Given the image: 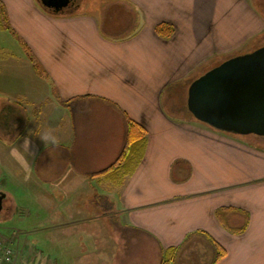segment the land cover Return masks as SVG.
Wrapping results in <instances>:
<instances>
[{
    "label": "crops",
    "instance_id": "crops-1",
    "mask_svg": "<svg viewBox=\"0 0 264 264\" xmlns=\"http://www.w3.org/2000/svg\"><path fill=\"white\" fill-rule=\"evenodd\" d=\"M1 1L43 70L0 25V111L17 117L5 126L12 138L1 141L4 175L16 177V163L24 181L52 182L37 190L58 198L54 255L67 247L70 264H162L177 247L169 264H211L214 240L226 250L214 264H264V144L188 108L196 78L261 39L264 16L254 2L74 0L56 12L41 0ZM161 22L173 25L170 38L156 32ZM128 118L147 135L139 164L92 177L121 153ZM42 152L37 173L30 154ZM93 183L114 198L108 212L87 198ZM222 206L248 211L244 232L222 226Z\"/></svg>",
    "mask_w": 264,
    "mask_h": 264
},
{
    "label": "rangeland",
    "instance_id": "rangeland-1",
    "mask_svg": "<svg viewBox=\"0 0 264 264\" xmlns=\"http://www.w3.org/2000/svg\"><path fill=\"white\" fill-rule=\"evenodd\" d=\"M252 1L256 5L258 11L264 16V0ZM84 4H86V0H79L78 6ZM260 37L261 39L258 40L255 38L253 39V42H255V40L256 42L253 46L247 48L250 49L248 51L264 44V34ZM237 54L227 56L216 65ZM165 102L166 101H164V104ZM14 118L13 111H5L3 113L0 111V192L4 195L6 194V196L8 195L4 199L3 210L0 213V239L11 238L13 241L11 245L15 250V256L11 264H58L59 258L63 259L61 264H70L68 260L69 254H66L67 247L61 250V255L59 257L54 255L56 246L53 243V226L57 219V212L56 210L54 211L53 208L58 198L54 199V197L46 195L41 196V191L37 190L38 186H43L45 188L50 187L52 182L49 184L48 180L42 181L41 183L37 181L33 182V180L24 181L23 175H20L18 172L19 165L16 163L14 165V170L17 176H10L8 173L6 177L4 175L5 152L8 151V149L5 143L1 141H4L3 139L9 141V137L12 138L9 129L5 126ZM15 119H17V117ZM14 151L17 153L16 149ZM34 155L35 154H30V169L34 168L38 173L42 168L45 157L43 152L40 153L38 157ZM15 156L17 155L15 154ZM78 166L82 167V169H84V167L89 169L88 166ZM93 185V191L95 192L92 191L93 194H89L87 198L93 199L94 204L99 207L102 213L108 212L114 204V198L109 196L103 188L97 189L96 183H93ZM76 199L78 201H84L85 197L79 196ZM78 213H80V211Z\"/></svg>",
    "mask_w": 264,
    "mask_h": 264
},
{
    "label": "water",
    "instance_id": "water-1",
    "mask_svg": "<svg viewBox=\"0 0 264 264\" xmlns=\"http://www.w3.org/2000/svg\"><path fill=\"white\" fill-rule=\"evenodd\" d=\"M74 0H41L59 12ZM188 108L200 121L229 132L264 135V44L231 56L189 86ZM0 195V212L3 208Z\"/></svg>",
    "mask_w": 264,
    "mask_h": 264
},
{
    "label": "trees",
    "instance_id": "trees-1",
    "mask_svg": "<svg viewBox=\"0 0 264 264\" xmlns=\"http://www.w3.org/2000/svg\"><path fill=\"white\" fill-rule=\"evenodd\" d=\"M44 8L50 10L45 6ZM0 25L6 30H8L20 42V44L26 50L35 71L41 75L43 73V70L38 60L31 53L27 44L18 35L16 30L11 26L6 14L4 3L1 0H0ZM156 32L164 38H170L174 33V27L172 24L161 22L156 25ZM63 103L65 104L66 102L63 101ZM35 112L37 113V108L35 109ZM146 142H147V135L145 129L131 118H128L126 142L121 153L112 164H110L108 167L104 169L94 172L93 174H91V176L107 177V175L110 176L111 174L123 175L134 171V169L139 164L141 155L144 152V149L146 147ZM179 162H181V160H176L175 163L177 164ZM190 174H191V166L190 164L187 163V169L182 180H186L190 176ZM215 214L218 220L220 221V223L222 224V226L231 233L239 234L244 232L249 223L250 215L248 211H245L238 207L222 206L216 209ZM236 214L242 216V220L238 224H233L231 223L230 220ZM211 242L214 250V256L211 264H214L217 260H219L226 254V250L216 241L212 240ZM176 251H177V247L167 248L163 255L162 264H169L170 261L174 258Z\"/></svg>",
    "mask_w": 264,
    "mask_h": 264
},
{
    "label": "built area",
    "instance_id": "built-area-1",
    "mask_svg": "<svg viewBox=\"0 0 264 264\" xmlns=\"http://www.w3.org/2000/svg\"><path fill=\"white\" fill-rule=\"evenodd\" d=\"M12 239H0V264H10L15 256V250L12 247Z\"/></svg>",
    "mask_w": 264,
    "mask_h": 264
},
{
    "label": "flooded vegetation",
    "instance_id": "flooded-vegetation-1",
    "mask_svg": "<svg viewBox=\"0 0 264 264\" xmlns=\"http://www.w3.org/2000/svg\"><path fill=\"white\" fill-rule=\"evenodd\" d=\"M238 134H240V133H238ZM246 135H253V136L257 137L259 143H263L264 144V135H258V134H255V133H248ZM0 195H3L2 202L4 203V199L6 198V196L3 193H1V192H0ZM2 210H3V208H2Z\"/></svg>",
    "mask_w": 264,
    "mask_h": 264
},
{
    "label": "clouds",
    "instance_id": "clouds-1",
    "mask_svg": "<svg viewBox=\"0 0 264 264\" xmlns=\"http://www.w3.org/2000/svg\"><path fill=\"white\" fill-rule=\"evenodd\" d=\"M45 139H49V137L46 136ZM51 139H52L53 141L55 140L54 137H52ZM15 154H16V153H15V151H14V152H13V155H15Z\"/></svg>",
    "mask_w": 264,
    "mask_h": 264
}]
</instances>
